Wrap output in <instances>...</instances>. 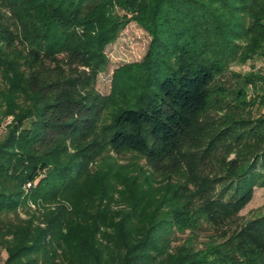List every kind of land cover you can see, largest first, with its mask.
<instances>
[{"label": "trees", "instance_id": "trees-1", "mask_svg": "<svg viewBox=\"0 0 264 264\" xmlns=\"http://www.w3.org/2000/svg\"><path fill=\"white\" fill-rule=\"evenodd\" d=\"M130 21L150 36L146 54L100 95L104 48ZM255 55L264 0H0V126L11 116L0 135L1 264H264V212L231 225L264 185V115H240L242 87L231 102L216 83ZM215 93L220 118L207 110ZM191 134L203 169L219 146L234 157L214 158L210 176L185 171ZM109 149L138 153L148 171L94 162ZM58 198L42 215L18 213Z\"/></svg>", "mask_w": 264, "mask_h": 264}, {"label": "rangeland", "instance_id": "rangeland-1", "mask_svg": "<svg viewBox=\"0 0 264 264\" xmlns=\"http://www.w3.org/2000/svg\"><path fill=\"white\" fill-rule=\"evenodd\" d=\"M150 42V36L148 33L138 26L134 21L128 22L117 34L115 40L109 44H107L104 48V55L107 58L106 67L99 71L95 77L94 83V91L100 95L107 96L112 91L113 85V75L114 71L118 69L120 66L128 63L140 62L146 51L148 49ZM87 71H89L88 67H85ZM217 84H221L226 87V92L229 93L226 97L227 100L234 102L233 94L237 93V88L242 87L243 95L245 96V109H237V112L240 115L246 116L253 119H259L264 115V57L261 55H255L251 58H247L246 60H239L237 62L232 63L229 66L228 71L218 77ZM233 91V93H232ZM216 93L213 94L214 98H211L209 101V108L207 109L211 118L214 117H222L223 113L226 112V109L219 110L215 106L214 99L216 97ZM11 120V116L6 118L5 122H2L0 126V135L3 133L5 129V125L8 121ZM199 127V126H198ZM192 134L189 135L185 146L181 150V158H182V166L185 168V171L189 172V168L193 165L197 167V169H203V166L196 159H193L194 153H197L195 149L197 148L195 145V140H193ZM96 139V136L90 135L86 138V140ZM218 152L213 151L211 154V159L213 160L212 165H205L203 172L204 175H212L213 167L215 166L214 158H226L230 160L234 157V152H230V148L225 146H219ZM69 153H73V148L68 147ZM195 151V152H193ZM107 161L114 167H116V171L120 168L126 169H140V171L146 172L148 171L147 164L145 163L144 157L139 155L138 153L128 151V150H105L101 151L96 157V162ZM93 164H90V167H93ZM209 179V178H208ZM61 199H52L48 201L44 200H36L29 201L27 204V209H19L18 213L21 217L25 218L27 213L25 211L30 212V214L42 215L46 210L51 209L57 201ZM264 212V185L263 186H255L253 188L252 196L244 204V206L238 211L237 218L231 222L232 227L236 225H241L242 223L260 215ZM29 214V213H28ZM213 234L211 230L202 231L200 236L196 240L198 245H201V242L207 240L208 235ZM185 235H178V243L182 242ZM6 254L4 251L0 252V264L5 258Z\"/></svg>", "mask_w": 264, "mask_h": 264}]
</instances>
